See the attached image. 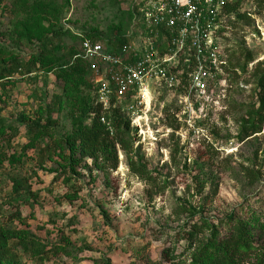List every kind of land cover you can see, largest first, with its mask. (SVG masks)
<instances>
[{"label":"rangeland","instance_id":"rangeland-1","mask_svg":"<svg viewBox=\"0 0 264 264\" xmlns=\"http://www.w3.org/2000/svg\"><path fill=\"white\" fill-rule=\"evenodd\" d=\"M130 2L0 0V71L9 73L0 81V229L46 247L37 255L10 241L2 264H264V112L250 117L264 76V0H237L225 17L226 67L199 109L189 95L181 112L187 88L158 98L159 125L139 146L129 127L93 160L72 143L93 99L78 51L82 38L124 35ZM251 121L259 131L243 138ZM231 214L248 227L237 250L218 246L227 226L210 236ZM193 225L196 238H180Z\"/></svg>","mask_w":264,"mask_h":264},{"label":"built area","instance_id":"built-area-1","mask_svg":"<svg viewBox=\"0 0 264 264\" xmlns=\"http://www.w3.org/2000/svg\"><path fill=\"white\" fill-rule=\"evenodd\" d=\"M237 0H131V20L122 43L82 38L79 57L90 68L89 83L98 122L115 134L111 115L128 121L139 146L141 135L157 127L164 108L158 98L207 97L208 85L226 67L219 45L226 8Z\"/></svg>","mask_w":264,"mask_h":264},{"label":"trees","instance_id":"trees-1","mask_svg":"<svg viewBox=\"0 0 264 264\" xmlns=\"http://www.w3.org/2000/svg\"><path fill=\"white\" fill-rule=\"evenodd\" d=\"M237 2H235L232 6L226 8V12L228 15H231L235 11V5ZM128 23L131 20V12L128 14ZM94 41H97L95 39H91ZM123 38L121 36L114 37L113 40L107 41L108 44H117L122 43ZM3 47H0V58L1 56L5 55V50L2 49ZM21 68L19 67L18 70ZM6 68L0 71V81L9 78V73H6ZM7 74V75H6ZM65 84L68 86V84L71 83V77L69 75H65ZM90 87V91L92 92L91 84H88ZM259 92L258 95V102H259V108L254 112L251 113L250 117H252L254 114H258L261 112H264V76L260 79L259 83ZM66 88V87H65ZM93 95V92H92ZM96 112V109L94 108V97L90 100V104L88 109L85 112V115L87 116V119L91 117L90 123L87 127H81L80 131L72 137V143L78 144L80 147V154L84 157H88L89 159H96V154L101 151L102 149H106L108 145H105V142L109 138L107 132L103 129L102 125L98 122L97 117H92V113ZM112 121L115 126V139L118 140V133L120 131H128L129 129V123L128 121L124 120L123 118L116 116V114L111 115ZM34 128L41 129V127L36 126ZM259 129L257 125L254 123V121H251L248 126H243L242 133L243 138H248L253 136L254 134L258 133ZM120 134V133H119ZM118 142L123 144L122 139H119ZM109 159L110 157H106ZM131 171L140 174V172L143 170L140 166L136 163H132V161L129 164ZM21 183L16 181L14 183L13 192L17 193L20 191ZM17 198H22L21 195H18ZM16 218V217H15ZM17 218H20V216L17 214ZM226 227V235L222 237L221 240H218V246L222 247L223 249L230 248L231 250H237L240 246L245 245L247 241V226L243 223V219L237 217L236 215L231 214L230 217L226 221L223 222V224L219 226H214L211 233V241H215L218 231H221L223 227ZM196 227L193 225L189 231L183 232L180 236L182 239L186 240H193V238H196L197 233ZM16 241L17 244H19V247L23 249V251L28 252V249L30 252H33L37 255H42L46 251V247L44 245L37 241V239L28 238L20 235L19 233H16L11 230H3L0 229V264H2L7 256L9 255V248L7 243L10 241ZM216 264H227L224 260H220L216 262Z\"/></svg>","mask_w":264,"mask_h":264}]
</instances>
